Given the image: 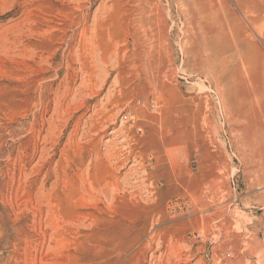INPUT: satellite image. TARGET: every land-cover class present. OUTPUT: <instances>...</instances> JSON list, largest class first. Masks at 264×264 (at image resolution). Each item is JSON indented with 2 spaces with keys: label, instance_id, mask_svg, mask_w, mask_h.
Listing matches in <instances>:
<instances>
[{
  "label": "rangeland",
  "instance_id": "obj_1",
  "mask_svg": "<svg viewBox=\"0 0 264 264\" xmlns=\"http://www.w3.org/2000/svg\"><path fill=\"white\" fill-rule=\"evenodd\" d=\"M0 264H264V0H0Z\"/></svg>",
  "mask_w": 264,
  "mask_h": 264
},
{
  "label": "bare ground",
  "instance_id": "obj_2",
  "mask_svg": "<svg viewBox=\"0 0 264 264\" xmlns=\"http://www.w3.org/2000/svg\"><path fill=\"white\" fill-rule=\"evenodd\" d=\"M214 56V55H213ZM120 90V89H119ZM119 92V91H118ZM117 107V106H116ZM108 112V111H107ZM103 116V115H102ZM112 116H114V115H112ZM137 116V115H136ZM97 119V118H96ZM111 119V118H110ZM123 119V118H122ZM134 119V118H133ZM160 121V120H159ZM104 125V124H103ZM94 134V133H93ZM84 141V140H83ZM126 142V141H125ZM111 148V147H110ZM110 157H111V155H110ZM114 157V156H113ZM112 157V158H113ZM106 159H107V157H106ZM107 161V160H106ZM128 161H129V159H128ZM109 162V161H108ZM111 184V183H110Z\"/></svg>",
  "mask_w": 264,
  "mask_h": 264
}]
</instances>
